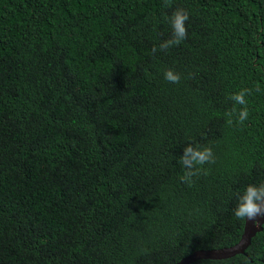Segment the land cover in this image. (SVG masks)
<instances>
[{
  "label": "trees",
  "instance_id": "16d2710c",
  "mask_svg": "<svg viewBox=\"0 0 264 264\" xmlns=\"http://www.w3.org/2000/svg\"><path fill=\"white\" fill-rule=\"evenodd\" d=\"M177 8L186 37L160 50ZM188 142L213 152L190 182ZM260 182L264 0H0V264H175L230 247L237 196ZM246 262L264 264V224L245 253L191 264Z\"/></svg>",
  "mask_w": 264,
  "mask_h": 264
},
{
  "label": "clouds",
  "instance_id": "9594fccd",
  "mask_svg": "<svg viewBox=\"0 0 264 264\" xmlns=\"http://www.w3.org/2000/svg\"><path fill=\"white\" fill-rule=\"evenodd\" d=\"M189 18V13L182 8L175 9L170 16L167 17L171 28V38L161 41L158 45L160 50H165L171 46L179 44L186 37L185 22ZM157 51V46H153L152 52ZM163 79L169 83H177L180 80V74L171 68L163 71ZM234 105L242 107L236 113L237 122H243L248 117V111L245 101V90L230 94L229 97ZM235 111V108H234ZM231 117V114H229ZM227 123L231 124L232 119L229 118ZM213 160V152L211 147L200 146L192 142L184 144L180 155L179 163L184 169V175L181 177L185 181L191 180V177L198 174L200 166ZM233 215L237 219L246 218L255 222L257 218L264 219V182L249 183L243 187L236 199V205L233 208ZM247 264V262H246Z\"/></svg>",
  "mask_w": 264,
  "mask_h": 264
},
{
  "label": "water",
  "instance_id": "95a60500",
  "mask_svg": "<svg viewBox=\"0 0 264 264\" xmlns=\"http://www.w3.org/2000/svg\"><path fill=\"white\" fill-rule=\"evenodd\" d=\"M263 224L264 219L261 218H257L255 222L246 219L244 232L236 244L221 249L197 250L175 264H191L199 259H225L237 254H243L250 245L253 236L263 229Z\"/></svg>",
  "mask_w": 264,
  "mask_h": 264
}]
</instances>
